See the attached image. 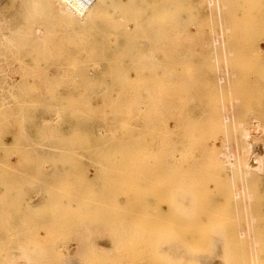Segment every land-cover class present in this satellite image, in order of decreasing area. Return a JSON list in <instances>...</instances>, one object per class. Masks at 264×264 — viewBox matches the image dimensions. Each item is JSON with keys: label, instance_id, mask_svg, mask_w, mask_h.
I'll return each mask as SVG.
<instances>
[{"label": "rangeland", "instance_id": "obj_1", "mask_svg": "<svg viewBox=\"0 0 264 264\" xmlns=\"http://www.w3.org/2000/svg\"><path fill=\"white\" fill-rule=\"evenodd\" d=\"M32 1L0 0V264H264V176L238 213L215 162L264 126V0Z\"/></svg>", "mask_w": 264, "mask_h": 264}, {"label": "bare ground", "instance_id": "obj_2", "mask_svg": "<svg viewBox=\"0 0 264 264\" xmlns=\"http://www.w3.org/2000/svg\"><path fill=\"white\" fill-rule=\"evenodd\" d=\"M22 1V0H21ZM31 1V4L33 3L32 0H29V2ZM30 4V3H29ZM28 7V6H27ZM22 8V7H21ZM65 11V10H64ZM48 12V11H47ZM67 12V11H66ZM64 14V13H62ZM31 15V14H30ZM27 16H29L27 14ZM61 17V15H59ZM31 16L28 17V19L30 18ZM54 17V16H53ZM57 17V16H55ZM50 19V18H48ZM58 19V18H57ZM62 19V18H61ZM55 20V19H54ZM60 20V18H59ZM31 22V21H30ZM53 22V21H52ZM51 22V23H52ZM35 23V22H34ZM57 23V22H56ZM32 24V22H31ZM35 26V25H33ZM37 27V25H36ZM35 28V27H34ZM18 32V31H16ZM9 33V32H8ZM14 34V33H13ZM99 68V67H98ZM227 75H228V71H226ZM220 79V78H219ZM221 80V79H220ZM234 107V104H231L230 108L227 110L228 112L227 113H230L231 111L233 112V108ZM232 112L230 114H232ZM239 114V112H238ZM235 114L233 115L232 114V117H234ZM237 116V115H236ZM235 116V117H236ZM233 124H234V128L235 130L238 132V134L240 135V138L244 141L243 142V145L241 146V148H237L236 149V153H231V152H228V148H225V151L224 152H221L219 154H217V156L215 157V162H216V165H217V170H218V173L220 174V171H223L224 172V176H223V179L224 180H229V178H233L234 180H236L235 184L234 185H231V187L236 190V191H233V194H237V196H243V199H244V196L247 197V195L249 194H246V192L248 193V189L250 188L251 184L253 185L252 182H255L259 179H261V177L264 176V154H259L256 152V148H255V145L253 144L252 146V143L251 141L254 140V138H257V136H261L264 137V126L261 124H253L251 126H249L248 128L246 127L245 124H243L242 122H238L237 119H233ZM190 128V127H189ZM223 132L224 130H226V128H223L221 129ZM256 134V135H255ZM166 136V135H165ZM174 138V137H173ZM260 138V137H259ZM168 139V138H167ZM171 139V137H170ZM257 140V139H256ZM167 142V141H166ZM180 142V141H179ZM173 146H175V143L173 144ZM167 147V146H165ZM255 148V149H254ZM168 149V148H167ZM176 149V148H175ZM185 149V148H184ZM187 150V149H186ZM185 150V151H186ZM224 150V148H223ZM177 151V150H176ZM175 151V152H176ZM163 153V152H162ZM179 154V153H178ZM185 154V152L183 153ZM245 155V156H248V159L244 162L241 161V157ZM171 157V156H170ZM174 158V157H173ZM171 160V159H170ZM178 162V161H177ZM176 162V163H177ZM186 162H189V161H186ZM180 164V163H179ZM176 165V164H175ZM188 167V166H187ZM186 167V168H187ZM176 168V167H175ZM171 170V169H170ZM176 177V176H175ZM173 180V179H172ZM175 180V179H174ZM179 180V179H178ZM251 180V181H250ZM255 180V181H254ZM249 181V183H248ZM173 182V181H172ZM247 183V184H246ZM251 183V184H250ZM250 184V185H249ZM176 185V184H175ZM238 185V186H237ZM248 185V186H247ZM228 187V186H227ZM230 187V189H231ZM226 194L227 195V192L229 190V187L228 189H226V187H224ZM231 189V193H232V190ZM224 191V189L222 190ZM224 194V193H223ZM222 194V195H223ZM229 194V193H228ZM234 194V197L236 196ZM230 196V194H229ZM221 197V196H220ZM250 197V196H248ZM247 197V199L249 201H245L247 200L246 198L244 199V202L242 201V203L244 204L243 208L245 209H239V205L237 204V209H234V210H237L236 212H240L239 210H247L248 209V206H249V203H251L252 201V196L250 197L251 198V201L250 199ZM232 198H233V195H232ZM228 199V198H227ZM231 199V197H230ZM234 199V198H233ZM226 201V200H224ZM223 201V202H224ZM238 201V199H237ZM240 201V202H241ZM235 202V200H234ZM239 202V203H240ZM236 206V205H235ZM245 212H248V211H245ZM245 233L247 232L248 233V228L245 227L244 229ZM254 254V253H253ZM207 264V263H206Z\"/></svg>", "mask_w": 264, "mask_h": 264}, {"label": "built area", "instance_id": "obj_3", "mask_svg": "<svg viewBox=\"0 0 264 264\" xmlns=\"http://www.w3.org/2000/svg\"><path fill=\"white\" fill-rule=\"evenodd\" d=\"M96 0H61V3L78 16L84 15Z\"/></svg>", "mask_w": 264, "mask_h": 264}]
</instances>
